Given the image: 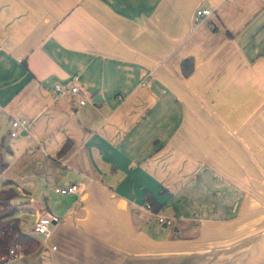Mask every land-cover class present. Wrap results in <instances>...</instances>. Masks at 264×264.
<instances>
[{
    "label": "crops",
    "instance_id": "obj_1",
    "mask_svg": "<svg viewBox=\"0 0 264 264\" xmlns=\"http://www.w3.org/2000/svg\"><path fill=\"white\" fill-rule=\"evenodd\" d=\"M0 152V264H264V0H0Z\"/></svg>",
    "mask_w": 264,
    "mask_h": 264
},
{
    "label": "trees",
    "instance_id": "obj_2",
    "mask_svg": "<svg viewBox=\"0 0 264 264\" xmlns=\"http://www.w3.org/2000/svg\"><path fill=\"white\" fill-rule=\"evenodd\" d=\"M181 68L184 76H189L195 70V63L192 57L183 59ZM3 139L1 145L4 146ZM68 144H65L61 153L67 151ZM8 167V162L0 152V177ZM14 180H6L5 187L0 189V263L20 255L29 254L35 251L40 240L34 235L22 230L18 225L19 204L17 198L19 193L16 190ZM154 208V201L151 200ZM17 223V226H14Z\"/></svg>",
    "mask_w": 264,
    "mask_h": 264
},
{
    "label": "built area",
    "instance_id": "obj_3",
    "mask_svg": "<svg viewBox=\"0 0 264 264\" xmlns=\"http://www.w3.org/2000/svg\"><path fill=\"white\" fill-rule=\"evenodd\" d=\"M197 16L200 18H204L210 16L212 14L211 9H201L196 12ZM69 91L71 94H79L80 88L79 86H71L70 88L64 87L61 84H55L54 92L57 96H61ZM85 100H81V104H85ZM28 127V122L25 119H16L11 123L10 128V136L14 137L19 133L20 129H26ZM78 190V186L76 184L62 186L56 188V191L62 194L67 193H75ZM159 220L161 222L165 221L163 217H160ZM58 221V218L50 213H44L35 223L34 230L40 234H48L50 231V223Z\"/></svg>",
    "mask_w": 264,
    "mask_h": 264
},
{
    "label": "water",
    "instance_id": "obj_4",
    "mask_svg": "<svg viewBox=\"0 0 264 264\" xmlns=\"http://www.w3.org/2000/svg\"><path fill=\"white\" fill-rule=\"evenodd\" d=\"M94 101L95 102L101 101V95L100 94L96 95ZM14 226H17V223H14Z\"/></svg>",
    "mask_w": 264,
    "mask_h": 264
},
{
    "label": "rangeland",
    "instance_id": "obj_5",
    "mask_svg": "<svg viewBox=\"0 0 264 264\" xmlns=\"http://www.w3.org/2000/svg\"><path fill=\"white\" fill-rule=\"evenodd\" d=\"M24 219H25L26 221H29V218H28V217H27V218H26V217H24Z\"/></svg>",
    "mask_w": 264,
    "mask_h": 264
}]
</instances>
